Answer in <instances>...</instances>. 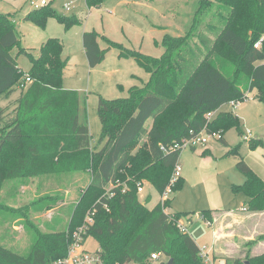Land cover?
I'll return each instance as SVG.
<instances>
[{
  "label": "trees",
  "instance_id": "16d2710c",
  "mask_svg": "<svg viewBox=\"0 0 264 264\" xmlns=\"http://www.w3.org/2000/svg\"><path fill=\"white\" fill-rule=\"evenodd\" d=\"M100 2L86 0L89 7ZM202 3L205 0H201L190 32L163 35L159 56L126 47L95 29L82 33L89 67L102 62L113 48L118 57L133 59L148 74L141 85L129 87L126 96H99L98 140L104 143L98 150L91 147L87 120L79 118L78 92L62 87L61 41L46 39L34 55L20 44L11 13L0 12V96L20 90L11 115L0 119V187L6 179L92 171L68 220L57 223L52 232L36 231L27 255L0 245V264H49L65 257L87 212L92 222L84 241L90 235L97 240L96 253L102 264H208L192 236L178 228L182 214L164 211L169 199L148 208L146 201L139 200L136 185L145 179L162 193L169 183L181 149L164 152L161 145L180 142L204 127L220 132L221 140L223 131L232 126L242 134L238 117L219 108L231 100H243L245 85L256 89L255 98L264 101V0H217V24L210 27L216 31L213 40L198 31ZM46 5L32 8L24 19L43 27L49 16H55L65 29L78 23L74 15L61 16ZM194 36L202 48L191 44ZM13 47L28 57L26 71L11 55ZM213 51L236 61L232 74L238 83L229 70L211 61ZM211 111L215 114L208 119L206 114ZM150 119L152 124L147 127ZM141 136L146 137L144 150L131 153ZM247 141L250 148L264 144L260 137ZM236 166L245 179L233 190L247 197L248 211L264 210V181L242 159ZM182 185L180 177L173 190ZM210 212L202 211L205 218ZM152 253L158 257L150 259ZM225 264H264V251L252 256L246 253L243 259L229 257Z\"/></svg>",
  "mask_w": 264,
  "mask_h": 264
},
{
  "label": "rangeland",
  "instance_id": "374dc122",
  "mask_svg": "<svg viewBox=\"0 0 264 264\" xmlns=\"http://www.w3.org/2000/svg\"><path fill=\"white\" fill-rule=\"evenodd\" d=\"M28 1L0 0V12L11 13L20 44L35 55L46 39L57 38L61 41L64 61L62 87L78 92L79 118L88 122L93 150L100 149L104 143L98 140L101 132L97 113L99 96L109 99L126 96L133 84L141 85L137 77L144 78L147 73L133 59L117 57V50L113 48L102 62L90 68L82 47L83 30L94 28L126 47L159 56L163 52L158 45L162 35L169 33L179 36L190 32L201 4V0H101L99 5L89 7L86 0H46V6L57 14L77 17L78 23L65 29L55 16H49L43 27L23 19L33 10ZM202 6L198 31L213 40L216 31L210 27L214 29L217 24V0H205ZM152 23L165 27L166 31L160 34V28L151 30ZM98 40L102 46L104 42L100 38ZM190 42L194 47L202 48L197 36L192 37ZM10 53L17 59L20 69L26 71L30 67L28 57L18 53V47H13ZM211 61L219 68L229 70V76L238 83L237 77L232 74L236 61L229 56L222 57L215 51L211 54ZM242 82L239 81L240 86H243ZM255 92L256 89L250 90L245 85L244 94L249 96L248 99L236 106L229 101L219 108L238 117L242 134L232 126L223 131V140L210 138L195 149L189 146L181 148L178 163L183 185L180 190H173L168 200L169 206L165 207L167 213L180 212L179 221L183 225L190 223L186 232L207 253L210 264H225L224 259L213 258V228L219 238L216 244L234 248L229 252L233 256L231 258H245V250L251 256L264 250V214L256 216L261 221L255 228L252 226L257 218L252 217L253 223L249 228L239 224L240 218L236 213L227 216L210 213L206 218L209 224L202 213L209 209L248 214L242 210L243 207L246 210L247 197L233 190L234 185L242 184L245 179L236 166L239 160L242 159L264 181V144L250 148L244 138L247 135L248 138L260 137L264 141V101L257 100ZM7 104L8 109L1 111L0 119L11 115L16 101L11 99ZM151 124L150 119L146 126ZM145 144L146 137L141 136L130 152L144 150ZM91 172V168H88L85 171H56L4 180L0 187V245L27 255L36 239V231L52 232L57 223L68 220L72 206L79 200L91 178ZM138 183L144 184V191L138 194L139 200L146 201L147 207L151 208L160 197L158 191L145 179ZM87 215L88 212L84 222H87ZM83 248L95 254L99 245L90 235L83 242Z\"/></svg>",
  "mask_w": 264,
  "mask_h": 264
},
{
  "label": "built area",
  "instance_id": "2783aa9c",
  "mask_svg": "<svg viewBox=\"0 0 264 264\" xmlns=\"http://www.w3.org/2000/svg\"><path fill=\"white\" fill-rule=\"evenodd\" d=\"M29 5L31 8H39L47 4L46 0H29ZM259 43L256 44L258 46ZM30 79L27 78V81ZM249 96L247 94L244 95V101L248 99ZM240 100H231L230 103L232 105H239L242 101ZM215 114V111L208 112L206 114L207 118L210 119ZM210 138L221 139V133L217 131H208L206 127L200 130L197 133H191V135L187 138H183L180 142H174L169 144L168 146L161 145V149L164 152H168L171 150H175L177 148H182L183 146H189L190 148L195 149L198 145L205 144ZM245 139H249L247 135L244 136ZM181 177V166L176 162L174 165L169 183L166 185L165 189L162 193H159V201L163 205L166 200L170 198V195L173 193V188L176 182ZM144 184L138 183L137 184V192L142 193ZM164 211L166 212L165 208ZM167 213V212H166ZM92 222V217L90 214L87 215V222H84L82 226H80L77 230L73 233V240L69 246L67 255L63 258H59L57 260L52 261L49 264H102V260L98 253L92 254L84 250L83 242L84 237L83 235L86 233L88 224ZM177 226L181 231H186L185 226L178 220ZM200 255L205 259L206 253H204L203 249L200 248ZM158 257V254L152 253L150 259H155ZM130 264H134L131 262Z\"/></svg>",
  "mask_w": 264,
  "mask_h": 264
},
{
  "label": "crops",
  "instance_id": "0c3cea01",
  "mask_svg": "<svg viewBox=\"0 0 264 264\" xmlns=\"http://www.w3.org/2000/svg\"><path fill=\"white\" fill-rule=\"evenodd\" d=\"M131 1V0H130ZM30 6V5H29ZM30 8H31V6H30ZM12 19H13V21L15 22V20H14V17H12ZM23 19H24V16H23ZM153 27L151 28V30L153 29H155V28H160V30L161 31H159V33L160 34H162L163 33V31H166V28L165 27H162V26H159V25H156V24H154V23H152L151 24ZM155 27V28H154ZM94 29V28H93ZM96 30V29H95ZM84 31H86L85 29L83 30V32ZM82 32V33H83ZM97 32L99 33V34H101L98 30H97ZM154 32V31H153ZM165 34V33H164ZM163 34V35H164ZM151 35L153 36V34H152V32H151ZM162 35V36H163ZM81 39H82V37H81ZM100 43V42H99ZM101 45V44H100ZM106 45H105V43L101 46V47H105ZM82 47H83V45H82ZM27 49V48H26ZM28 50V49H27ZM83 50H84V48H83ZM111 51V49L106 53V55L109 53ZM85 53V52H84ZM35 55V54H34ZM37 55V54H36ZM106 55H105V57H106ZM117 57H118V52H117ZM120 58V57H119ZM87 59V58H86ZM127 59H131V58H127ZM17 60V59H16ZM89 66V65H88ZM91 68V67H90ZM117 70H115V72H116ZM137 78H139V81H140V84L143 82V81H146L147 79H148V74H147V76L146 77H144V78H140V77H137ZM133 85H136V84H133ZM19 89H16L15 91H13L12 93H10L8 96H4V95H1L0 96V113H1V111L2 110H6V109H8V108H6L7 107V102L9 101V100H11V99H13V100H16V98H17V96H15V95H19V93H20V90L18 91ZM159 201V199L153 204V206L157 203ZM243 211H247V213L248 214H246L245 212L243 213L242 211V214L241 215H239V213L238 212H234V211H229V210H219V211H217V212H215V211H211L210 213H212V214H215V215H219V214H221V215H232L233 213H236L237 215H238V217L240 218V220H239V224H241L242 226H247V227H251L250 226V224L251 223H253V222H251L253 219H252V217H254L255 216V218H257V220H255L256 222H254V224H253V226L252 227H256V225H258V223H260V221H261V219H259V217H260V215H263L264 214V212H262V211H256V212H251V211H248L247 209L245 210L244 209V207H243V209H242ZM256 216H259V217H256ZM206 219V218H205ZM180 220V219H179ZM206 221H207V219H206ZM207 223L209 224V222L207 221ZM185 226V225H184ZM190 226V223H188L186 226H185V228L187 229V227H189ZM213 242H212V245H211V247H212V252H213V258H221V259H226V258H229V257H233L231 254H229V252L230 251H232V250H234V248H229L228 249V247H226V246H223V244H216V242H217V240L219 239H217V232H216V229L215 228H213ZM264 244V243H263ZM247 250H245L244 251V254H246L247 252H246ZM264 251V250H263ZM208 264H210L209 263V259H208V256H207V253H206V258L204 259Z\"/></svg>",
  "mask_w": 264,
  "mask_h": 264
},
{
  "label": "water",
  "instance_id": "95a60500",
  "mask_svg": "<svg viewBox=\"0 0 264 264\" xmlns=\"http://www.w3.org/2000/svg\"><path fill=\"white\" fill-rule=\"evenodd\" d=\"M171 261H172V260L170 259V260H169V263H171Z\"/></svg>",
  "mask_w": 264,
  "mask_h": 264
}]
</instances>
